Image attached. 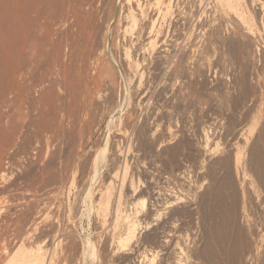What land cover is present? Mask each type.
I'll list each match as a JSON object with an SVG mask.
<instances>
[{"label": "rangeland", "instance_id": "obj_1", "mask_svg": "<svg viewBox=\"0 0 264 264\" xmlns=\"http://www.w3.org/2000/svg\"><path fill=\"white\" fill-rule=\"evenodd\" d=\"M160 1L165 3L167 11L159 16L158 22L155 21L157 28L154 24L156 31L151 43L141 31L148 27V17L141 18L136 27L130 28L131 41L128 38L124 43L119 42L121 46L113 39V48L111 45L104 50V37L98 36L103 31H96L90 57L94 60L100 54L101 60L96 57V61H102L103 64L98 63L105 77L95 72L99 66L95 68V61L85 57L84 43H81L83 46L80 44V49H75L79 51L78 55L71 50L75 59L70 62L67 79L50 74L52 79L48 75V82L39 81L41 72L49 69L47 75L52 70L51 59V68L44 60V69L37 70L35 76L39 73L40 77L34 79L42 84L43 89L39 87L40 93L34 95L37 101L29 118L23 119L20 111L17 114L12 109L14 103L4 102L10 108L0 105V110L16 113H6V116L0 111L5 120L11 122L7 121L6 127L10 129L14 120L13 124L17 122L20 128L12 148L6 151V158L10 159L4 156L7 161L3 162L7 164L11 160L9 165H12L7 168L9 180L4 182V189H0V211L3 208L0 212V222L3 223L0 224H6L4 220L8 214L13 219L16 216L22 223L21 226L18 224L19 230L15 227L8 231L9 234H1H7L0 237L1 264H140L138 255L145 248L156 254V262L160 264L165 258L162 251L166 248L155 239L154 233L168 221L172 212L177 213H172L175 217L171 215L176 221L177 232L188 239L189 255H200L206 259L204 264H210L211 256L219 259V264H244L245 254L253 248L264 255V0ZM94 47L100 48L95 49L96 56L93 55ZM41 93L49 95L44 98ZM81 97H85L83 100L87 106L81 105L84 103ZM81 107L85 111L82 115ZM71 111L76 116L70 117ZM113 115L115 121L110 124L108 119ZM44 125L49 129L48 126L43 129ZM239 125L246 127L247 137L238 134ZM204 131L212 139L208 149L202 147ZM252 146L251 153L249 148ZM104 147L107 152L101 160ZM205 150H209L208 153ZM237 150H241L244 169L248 167L245 162L251 160L250 169L259 179L257 191L260 193L251 196L246 193V198L242 194L235 195L228 183L226 187L223 183L222 192L221 188L220 191L216 189L227 181L228 170L225 172L224 168L230 164L234 167L236 155L239 156ZM228 156L232 159L229 164ZM180 170L190 175L193 184L196 182L193 187H196L189 188L193 190L189 194L188 189L185 191L188 194L186 199L174 201L175 204L172 202V206L166 209L163 200L155 196L156 192L171 187L170 183L175 185L174 189L177 187V191L184 192L185 186L178 180L182 174ZM168 177L170 181L173 178V183L168 184ZM108 183L113 191L116 189L111 201L117 196L121 205L127 208L133 201L140 203L137 209L144 228L140 229L138 239L130 248L115 254L108 240L110 227L107 226L106 230L107 227L101 226L95 212L90 210L92 204L99 202V188ZM26 185H32V188L22 193L24 187L27 189ZM7 189L13 190L9 191L10 194L13 192L12 196L15 194L14 198L8 194L9 199L14 200L11 199L12 203L6 199ZM16 190L19 195L14 193ZM192 205L195 207H190ZM211 213H217L218 217L214 214L216 220L211 218ZM108 217L107 224L110 225L112 217ZM145 239H151V244H145ZM11 259L14 262L9 263Z\"/></svg>", "mask_w": 264, "mask_h": 264}, {"label": "bare ground", "instance_id": "obj_2", "mask_svg": "<svg viewBox=\"0 0 264 264\" xmlns=\"http://www.w3.org/2000/svg\"><path fill=\"white\" fill-rule=\"evenodd\" d=\"M235 3V2H234ZM238 7V6H237ZM167 8L165 7V3L161 2L160 0H0V105L2 104L3 106L5 105L4 102L6 103H11L12 105V109L17 113V112H21V114H23V119L29 118L30 111L32 110L31 108H34V102L36 104V98L34 99V95L40 91L41 89H43V86L41 87L39 81L41 83H45L47 81V76L50 77L52 75L50 74H56L57 77H63L65 79H67L68 77V71L69 68L71 67L70 62H74L73 60L75 59L73 56V52H71L72 49H80V44L84 43V50H83V54L85 55V57H90L92 54L91 52V48L93 46V38L96 35V31H98V29H102L103 32H100V34H98V36L103 35L104 37V41L103 39H101L104 44V50L107 49L106 47H110L114 42L113 39L115 41H117L118 43H124L129 37V32H130V28L132 27H136L139 20L143 17H145V19L148 17L149 18V25L148 27H146L145 29H142L141 31L143 32V36L146 37V39H148V41L152 40L153 35L155 36V28H154V24L155 21L159 18V16L166 10ZM167 11V10H166ZM165 14V13H164ZM164 16V15H163ZM164 18V17H163ZM148 21V20H147ZM158 22V21H156ZM148 23V22H147ZM156 26V24H155ZM157 28V26H156ZM141 32V33H142ZM99 33V32H98ZM104 33V34H103ZM132 33V32H131ZM133 35V34H132ZM142 36V35H141ZM97 37V36H96ZM100 37V38H101ZM102 37V38H103ZM137 37V36H136ZM99 38V39H100ZM135 38V37H134ZM137 39V38H135ZM134 39V40H135ZM97 41V38L95 39ZM160 40V38H159ZM129 41V40H128ZM131 41V39H130ZM100 42V41H99ZM147 42V41H146ZM101 43V42H100ZM117 43V44H118ZM151 43V41H150ZM81 44V45H82ZM102 44V46H103ZM195 44V43H194ZM82 45V46H83ZM120 45V43H119ZM122 45V44H121ZM120 45V46H121ZM129 45V44H128ZM189 45V44H188ZM191 45V44H190ZM198 45V44H197ZM81 46V48H82ZM101 46V45H100ZM126 46V44H125ZM76 47V48H75ZM78 47V48H77ZM96 47V45H95ZM94 47V51H93V55L96 54V50L98 51V49H96ZM195 47V46H194ZM197 47V46H196ZM113 48V45H112ZM120 48V47H119ZM96 49V50H95ZM103 49V48H102ZM109 49V48H108ZM111 49V48H110ZM130 49V48H129ZM137 49V48H136ZM191 49V48H190ZM72 50V51H74ZM104 50L102 51L103 53ZM120 50V49H119ZM122 50V49H121ZM125 50V49H124ZM146 50V49H145ZM77 50H75V53H77L76 55H78L79 51L76 52ZM123 51V50H122ZM143 52V51H142ZM101 53V52H100ZM191 53V52H190ZM196 53V52H195ZM200 53V52H199ZM125 54V53H124ZM123 54V55H124ZM165 54V53H164ZM81 55V54H80ZM98 55V54H97ZM100 55V54H99ZM98 55V57H99ZM198 55V54H197ZM53 58H52V57ZM96 56V55H94ZM122 56V55H121ZM160 56V55H159ZM77 57V56H76ZM80 57V56H79ZM97 57V56H96ZM93 60L90 59L91 61H95L94 63V67L97 68L96 65L99 66V60L96 61L97 59L101 57H97V59ZM200 57V56H199ZM202 57V56H201ZM73 58V60H72ZM104 58V57H103ZM49 59H51L50 61H52V70L50 72L47 73L46 75V71H49V69L47 67L48 70H44L45 73L43 74V72H41L42 76L46 75L45 78H42V76L40 77V74L38 73L37 75L39 76H35L37 73V70L39 72V68H43L45 65H47L50 61ZM53 59V60H52ZM198 59V58H197ZM45 60V62H44ZM45 65H43L44 63ZM47 62V64H46ZM83 62V61H82ZM87 62V60H86ZM99 62V63H98ZM116 62V61H115ZM133 62V61H132ZM194 62V61H193ZM42 63V64H41ZM68 63L70 64L68 67ZM93 63V62H92ZM41 64V66H40ZM50 64V63H49ZM51 64H50V68H51ZM103 64L102 61L100 63V65ZM116 64V63H115ZM93 65V64H92ZM43 66V67H42ZM104 66V65H102ZM101 66V67H102ZM110 67V66H109ZM137 67V66H136ZM93 68V67H92ZM123 68V67H122ZM126 68V67H125ZM44 69V68H43ZM97 70V69H96ZM113 70V69H112ZM111 70V71H112ZM126 70V69H125ZM130 70V69H129ZM42 71V70H41ZM84 71V70H83ZM94 71V70H92ZM96 73L98 72L99 75H101L103 72L105 74V72L100 69V66L98 67V71H95ZM125 72V71H124ZM94 73V72H93ZM72 74V73H71ZM78 74V73H77ZM104 74H102L101 76L105 77ZM93 75V74H92ZM97 75V74H96ZM98 75V76H99ZM124 75V74H123ZM55 76V75H54ZM70 76V74H69ZM78 76V75H77ZM76 76V78H77ZM100 76V77H101ZM126 78V75H124ZM133 76V75H132ZM131 76V77H132ZM34 77H37V79L40 77L41 80H37V84L36 80L34 79ZM97 79V76H95ZM101 77V78H103ZM70 78V77H69ZM73 78V77H72ZM100 78V79H101ZM33 79L35 81H33ZM44 79V80H43ZM46 79V80H45ZM52 79V78H51ZM50 79V80H51ZM56 79V78H55ZM62 79V78H61ZM64 79V82H65ZM94 79V78H93ZM57 80V79H56ZM77 80V79H76ZM86 80V79H85ZM103 80V79H102ZM124 80V79H123ZM128 80V77H127ZM130 80V79H129ZM33 81V82H32ZM45 81V82H44ZM82 81V80H81ZM91 81V80H90ZM95 81V80H94ZM101 81V80H100ZM99 81V83H100ZM126 81V80H125ZM36 85H35V83ZM48 82V81H47ZM51 82V81H50ZM49 82V84H50ZM58 82V81H57ZM78 82V81H77ZM84 82V80H83ZM97 82V80L95 81ZM102 82V81H101ZM131 82V81H129ZM128 82V83H129ZM34 83V84H33ZM92 83V82H91ZM48 84V85H49ZM54 84V82H53ZM63 84V83H62ZM103 84V83H102ZM122 84V83H121ZM127 84V83H126ZM125 84V85H126ZM45 85V84H44ZM77 85V84H76ZM98 85V84H97ZM110 85V84H109ZM130 85V83H129ZM128 85V86H129ZM56 85H54L55 87ZM100 86V84H99ZM98 86V87H99ZM108 86V85H107ZM127 86V85H126ZM39 87L41 89H39ZM52 87V86H51ZM97 87V88H98ZM38 88V90H37ZM64 88V85H63ZM67 88V87H65ZM78 88V87H76ZM130 88V87H129ZM47 89V88H46ZM75 89V88H74ZM95 90V88H93ZM100 89V88H99ZM58 90V89H57ZM89 90V89H88ZM87 90V91H88ZM50 91V90H49ZM55 91V90H53ZM63 91V90H62ZM90 91V90H89ZM88 91V92H89ZM51 92V91H50ZM56 92V91H55ZM54 92V93H55ZM76 92V91H75ZM74 92V93H75ZM86 93V91H84ZM129 92V91H128ZM40 93V92H38ZM37 93V94H38ZM43 93V92H42ZM40 94L41 96L43 94ZM46 93V92H45ZM90 93V92H89ZM88 95H91L89 94ZM56 94V93H55ZM70 94V93H69ZM77 94V93H76ZM46 95V94H45ZM49 95V94H48ZM44 96V98H47V96ZM58 95V94H57ZM56 95V96H57ZM61 95V94H60ZM87 95V94H86ZM87 95V96H88ZM98 95V94H97ZM40 96V97H41ZM42 96V97H43ZM54 96V95H53ZM74 96V95H73ZM81 96V95H80ZM83 96V95H82ZM86 96V97H87ZM101 96V95H100ZM55 97V96H54ZM39 98V97H38ZM42 98V99H44ZM65 98V97H64ZM82 98V102H84L85 97H81ZM89 98V96H88ZM52 99V98H51ZM57 99V97H56ZM74 99V98H73ZM77 99V98H76ZM84 99V100H83ZM36 100V101H35ZM41 100V99H40ZM42 101V100H41ZM89 101V99L87 100ZM40 102V101H39ZM38 102V104H39ZM49 102V101H48ZM51 102V101H50ZM49 102V103H50ZM61 102V101H60ZM4 103V104H3ZM8 103V104H9ZM58 103V102H57ZM78 103V102H77ZM81 103V102H80ZM85 103V104H84ZM81 103V105L83 104L86 105V102ZM90 103V101H89ZM254 103V102H253ZM6 104L5 107L10 105ZM43 104H46L45 102H43ZM94 104V103H93ZM42 105V104H41ZM40 105V106H41ZM58 105V104H57ZM63 105V104H62ZM72 104H70L71 106ZM89 105V104H88ZM52 106V105H51ZM87 106V105H86ZM85 106V108H86ZM92 106V105H91ZM2 107V106H1ZM0 107V108H1ZM6 107V108H7ZM62 107V106H61ZM64 107V106H63ZM112 107V106H111ZM60 108V107H59ZM78 108V107H77ZM91 108V107H90ZM89 108V109H90ZM94 108V107H93ZM4 109V108H3ZM11 109V111H13ZM64 109V108H63ZM81 109L83 110V108L81 107ZM80 109V110H81ZM123 109V106H122ZM121 109V111H122ZM2 110V109H1ZM0 110V111H1ZM9 110V109H8ZM7 110V111H8ZM54 110V109H53ZM66 110H68V108H66ZM65 110V111H66ZM71 110V108H70ZM76 110V109H75ZM75 110H73L75 112ZM79 110V111H80ZM3 111V110H2ZM13 111V112H14ZM34 111V110H33ZM37 111V110H36ZM41 111V110H40ZM110 111V110H109ZM115 111V110H114ZM113 111V112H114ZM5 112V111H3ZM12 113V112H5L8 114H16V113ZM63 112V110H62ZM72 112V111H71ZM83 112H85L84 110L82 111L81 115L83 114ZM36 113V112H35ZM46 113V112H45ZM45 113L43 115H45ZM64 113V112H63ZM73 113V112H72ZM117 112H115L116 114ZM120 113V112H119ZM3 114V115H2ZM0 112V189L4 186L3 184H5L10 178L8 176V170L7 168H9L8 166L10 162L8 161L7 164L5 162H3L5 159L9 160L8 158H6L7 155V149L9 147L12 146L13 142H14V138L16 136V134L19 132L18 130L20 129L19 126L17 125V122L15 124H13L12 122V126H10L11 128L8 130L6 129V125L5 124L8 120H5V116L4 113ZM8 114V115H9ZM18 114V113H17ZM30 114V115H29ZM72 116L70 117H74L76 116L74 113L71 114ZM7 116V115H6ZM14 115H12L11 117H13ZM88 116V115H87ZM10 117V116H9ZM15 117V116H14ZM19 117V116H18ZM17 117V119H18ZM32 117V116H31ZM46 116H44L45 119ZM53 117V116H52ZM68 117V116H67ZM110 117V116H109ZM22 119V120H23ZM51 119V117H50ZM56 119V117H55ZM86 119V116H85ZM84 119V120H85ZM16 120V119H15ZM19 120V119H18ZM67 120V119H66ZM71 120V119H70ZM75 120V119H74ZM83 120V122H84ZM106 120V119H105ZM118 120V117H117ZM123 120V119H122ZM254 120V119H253ZM86 121V120H85ZM109 123L111 124L112 122L115 121V116L113 115L112 117H110V120L108 119ZM10 122V121H9ZM19 122V121H18ZM39 122V121H38ZM43 122V121H41ZM54 122V121H53ZM100 122V121H99ZM11 123V122H10ZM24 123V121H23ZM86 123V122H84ZM98 123V122H97ZM102 123V122H101ZM122 123V122H120ZM19 124V123H18ZM42 124V123H41ZM83 124V123H82ZM126 124V123H125ZM11 125V124H9ZM49 125V124H48ZM47 125V126H48ZM122 126V124H120ZM243 125V124H242ZM23 126V125H22ZM45 126V125H44ZM43 126V127H44ZM47 126H45L43 129H45ZM53 126V125H52ZM86 126V125H85ZM84 126V127H85ZM95 126V125H94ZM114 126V125H113ZM119 126V125H118ZM240 126V125H239ZM28 127V126H27ZM35 127V126H34ZM55 127V126H54ZM249 127V126H248ZM51 128V126H50ZM60 128V127H58ZM97 128V127H96ZM246 127L240 126V129L238 131V134L242 137H247V133L248 130L245 129ZM49 129V126H48ZM47 129V130H48ZM54 130V128H52ZM51 129V130H52ZM57 129V127H56ZM107 129V128H106ZM248 129V128H247ZM39 130V129H38ZM81 130V129H80ZM86 130V129H85ZM123 130V129H122ZM22 131V130H21ZM57 131V130H56ZM87 131V130H86ZM85 131V133H86ZM250 131V130H249ZM29 132V131H28ZM64 132V131H63ZM88 132V131H87ZM122 132V131H121ZM72 133V132H71ZM84 133V134H85ZM120 133V132H119ZM87 134V133H86ZM89 134V133H88ZM118 134V133H117ZM123 134V133H122ZM120 135V134H119ZM238 135V136H239ZM104 136V135H103ZM250 136V135H249ZM203 137H204V145H202V147L204 149H206L208 146H210L209 144H211V135L209 133H207V131L203 132ZM237 137V136H236ZM52 138V137H51ZM16 139V138H15ZM25 139V137H24ZM27 139V138H26ZM238 139V138H237ZM108 140V139H107ZM248 140V139H247ZM245 141V139H244ZM86 142V141H85ZM29 143V142H27ZM21 144V143H20ZM106 144H108L106 142ZM22 146V145H21ZM232 146V145H231ZM28 147V146H27ZM107 147V145L105 146ZM104 147V149H105ZM114 147V146H113ZM234 147V146H232ZM230 147V148H232ZM12 148V147H11ZM209 148V147H208ZM207 148V149H208ZM253 146L250 149V152L252 150ZM14 149V148H13ZM16 149V148H15ZM27 149V148H26ZM44 149V148H43ZM113 149V148H112ZM238 149V148H237ZM107 148L105 149V152L103 154V157L101 160H103L105 158V154ZM212 150V149H211ZM210 150V151H211ZM239 150V149H238ZM237 150V154L239 152V156L236 155V159L234 161V167L228 165L225 172L226 174H228L227 181H223L221 186L216 187V189L218 191H220L219 189L224 185L225 187L230 184L232 191L234 192V194H242L245 197V194H249L247 196H251L252 194H256L258 193L260 190L257 191V187H258V181L259 179L255 176V174L253 173V171H251L252 169V165H251V160L247 162H245V164L248 166L247 169H244L245 166L243 165L244 163L241 161L240 156V151ZM22 151V150H21ZM203 151V150H202ZM208 151L209 150H205ZM214 151V150H213ZM212 152V151H211ZM232 152V151H231ZM16 153V151H15ZM203 153V152H202ZM207 153L205 152V157L207 155ZM213 153V152H212ZM248 153V152H247ZM252 153V152H251ZM250 153V154H251ZM203 154V155H204ZM254 154V153H253ZM252 154V156H253ZM7 155V156H6ZM211 155V154H210ZM209 155V156H210ZM231 155V154H230ZM5 156V159H4ZM24 156V155H23ZM32 156V155H31ZM249 157L251 155H248ZM251 156V157H252ZM19 157V156H18ZM229 157V156H228ZM250 157V158H251ZM101 158V157H100ZM231 157H229V161ZM233 158V157H232ZM262 158V157H261ZM5 160V161H7ZM21 160V159H20ZM222 160V159H221ZM243 160V159H242ZM225 161V160H224ZM254 161V160H253ZM251 162V163H250ZM258 162V161H257ZM231 163L233 164V162L231 161ZM5 164V165H4ZM94 164V163H93ZM225 164V162L223 163ZM22 165V164H21ZM28 165V163H27ZM221 165V164H220ZM219 165V166H220ZM250 165H251V169H250ZM256 165V164H255ZM31 166V165H30ZM222 166V165H221ZM34 167V165H33ZM38 167V166H37ZM224 167V166H223ZM256 167V166H255ZM15 167H13L14 169ZM22 168V166H21ZM32 167H30L31 169ZM35 168V167H34ZM42 168V167H41ZM222 168V167H221ZM28 169V168H27ZM38 169V168H37ZM46 169V168H45ZM202 169L203 166H202ZM220 169V168H219ZM223 169V168H222ZM220 169V170H222ZM250 169V170H249ZM264 169V168H262ZM35 170V169H34ZM218 170V169H217ZM43 171V170H42ZM181 171V170H180ZM234 171V172H233ZM182 172V171H181ZM27 173V171H26ZM236 173V174H234ZM37 174V173H36ZM10 175V174H9ZM25 175V173H24ZM172 175V174H171ZM170 175V176H171ZM217 174H215L216 176ZM236 176V180L234 179V177ZM13 176V175H12ZM26 176V175H25ZM24 176V177H25ZM97 176V175H96ZM180 176V179L178 177L179 182L182 181L183 186H185V189L183 190L184 192H180L179 190L177 191L175 187L170 183L171 187H167L164 188L165 190H158L156 192L157 199H161L163 200V204L164 207H166V209H169L171 206L170 204H172V202L174 203V201H180L183 198L186 197V195H188L190 191L193 190H189V188H195L193 187L195 185V183L193 184V181L190 177V175L184 171L182 172ZM226 176V175H225ZM173 178H175L174 176H172ZM173 178L171 179L172 181L169 180V177L167 178L169 182L173 183ZM19 179V177H18ZM29 179V178H28ZM38 179V178H37ZM41 179V178H40ZM216 179V178H215ZM7 180V181H6ZM23 180V179H21ZM57 180V179H56ZM177 180V181H178ZM217 180V179H216ZM6 181V182H5ZM27 181V180H26ZM29 181V180H28ZM32 181V180H31ZM36 181V180H35ZM40 181V180H39ZM5 182V183H4ZM45 182V181H44ZM98 182V181H97ZM217 182V181H216ZM22 183V182H21ZM215 183V182H214ZM220 183V182H219ZM219 183L215 184L216 186L219 185ZM224 183V185H223ZM228 183V184H227ZM15 184V183H14ZM95 184V183H94ZM97 184V183H96ZM6 185V184H5ZM19 185V184H17ZM35 185H37L35 183ZM180 185V184H179ZM214 185V184H213ZM16 186V185H15ZM15 186H14V191H15ZM27 186V185H26ZM96 186V185H95ZM102 187V185H99ZM98 185L96 187H99ZM186 186L188 188H186ZM22 187V186H21ZM24 187V186H23ZM31 186H27L24 187L25 189H22V193L23 190L26 192L30 189ZM43 187V186H42ZM17 188V186H16ZM162 188V187H161ZM180 188H183L182 186ZM198 188V187H197ZM4 189V187H3ZM19 189V186L18 188ZM115 189V187H114ZM157 189V188H156ZM187 189L189 191H187ZM224 189V188H223ZM6 190V187H5ZM8 194L10 189H7ZM20 190V189H19ZM33 190H35V187L33 188ZM116 190V189H115ZM114 190V191H115ZM182 190V189H181ZM225 190H227L225 188ZM11 191H13L11 189ZM10 191V192H11ZM39 191V190H38ZM113 189L111 188V183L107 186H105L104 188H99V191L96 193L99 197V202L96 204H92L91 209L92 211L95 212L96 215V220L99 221V223H101L103 227H110V234L109 235V241L111 244L112 249H114V254L116 252H119L121 250H125L130 248L129 246H132L131 244H134L135 241L138 239V235H140V229L142 228V223H141V219H140V212L138 211V204L140 205L139 202L137 201H133L131 202L130 206H124L121 205L122 203H120L119 197L116 196V198L111 201V196L112 193H114ZM187 191V193L185 192ZM198 191V190H197ZM217 191V192H218ZM3 192V190L1 191V193ZM19 191L16 190V192L18 194ZM221 192H222V188H221ZM13 193V192H12ZM11 193V194H12ZM186 193V194H185ZM231 193V192H230ZM260 193V192H259ZM5 194V192H4ZM10 194L11 197H13L15 194H13V196ZM1 195V194H0ZM19 195V194H18ZM38 195V194H37ZM220 195V193L218 194ZM259 195V194H257ZM21 196V195H20ZM19 196V198H21ZM24 196V194H23ZM26 196V195H25ZM24 196V197H25ZM31 196V193H30ZM90 196V195H89ZM191 196V194H190ZM255 196V195H254ZM10 197V198H11ZM17 197V195H16ZM15 197V198H16ZM28 197V196H26ZM217 197V196H216ZM221 197V196H220ZM219 197V198H220ZM236 197V196H235ZM243 197V199H244ZM5 198V197H4ZM14 198V197H13ZM13 198H11L13 200ZM18 198V197H17ZM36 198V196H35ZM41 198V197H40ZM92 198V197H91ZM134 198V197H133ZM246 198V197H245ZM249 198V197H247ZM6 199H9V195L8 197H6ZM9 199V200H11ZM24 199V198H23ZM26 199V198H25ZM24 199V200H25ZM30 199V198H29ZM33 199V198H32ZM186 199V198H185ZM184 199V200H185ZM5 200V199H4ZM8 200V201H9ZM11 200V203H12ZM28 200V199H27ZM206 200V199H205ZM236 200V198H235ZM246 200V199H244ZM14 201V200H13ZM26 201V200H25ZM165 201V203H164ZM213 201V200H212ZM216 201V200H214ZM239 201V200H237ZM10 202V201H9ZM97 202V201H96ZM1 203V202H0ZM20 203V202H19ZM91 203V202H90ZM232 203V202H231ZM244 203V202H243ZM253 203V202H252ZM14 204V202H13ZM27 204V203H26ZM175 204V203H174ZM192 204V203H191ZM28 205V204H27ZM128 205V204H127ZM169 205V206H168ZM189 205V204H188ZM195 205V204H194ZM21 207V206H20ZM169 207V208H167ZM190 207H195V206H190ZM219 207V206H218ZM13 208V207H12ZM15 208V206H14ZM25 208V206H24ZM33 208V207H32ZM165 209V210H166ZM195 209V208H193ZM215 209V208H214ZM3 210V208L1 209V211ZM9 210V209H7ZM23 210V209H21ZM196 210V209H195ZM231 210V209H230ZM242 210V209H241ZM0 211V212H1ZM6 211V210H5ZM10 211V210H9ZM86 211V210H85ZM197 211V210H196ZM3 212V211H2ZM195 212V211H194ZM221 212V211H220ZM243 212V211H242ZM5 213V212H4ZM20 213V212H19ZM158 213V212H157ZM161 213V212H160ZM174 213V215H177V213ZM171 213V215H172ZM7 214V213H6ZM17 214V213H16ZM215 214V213H214ZM214 214L211 213V218H214ZM237 214V213H236ZM243 214V213H242ZM28 215V214H27ZM89 215V214H88ZM153 214H151L152 216ZM168 217V221L166 220L162 227L160 229H158V231H156L155 235V239H157L158 241H160L161 243H163L165 245L166 251H162L165 252L163 254L164 255V260L160 263V264H204L203 261H205L206 259H204L203 257H201L200 255H193L190 253L189 255V251H188V247H186V244H188V239L181 235L179 232H177L176 227V221L174 220L173 217L175 216H171ZM217 217V213L215 214ZM241 215V214H240ZM19 216V214H18ZM110 216L112 218H110V221L112 219V223L109 225L107 224L108 220L107 217ZM149 216V215H148ZM156 216H159L157 218L160 219V214H157ZM229 216V215H228ZM243 216V215H242ZM7 217V218H6ZM3 220L5 221L6 224L1 225V232H0V237H3L7 234H4L1 236L2 233H8V231H12V228L15 229V227H18V224H22L20 223V220L17 219V217L15 216V218L17 219H13L11 218L12 216L9 214L6 216ZM142 217V216H141ZM153 217V216H152ZM230 217V216H229ZM109 218V217H108ZM156 218V217H155ZM216 218V217H215ZM214 218V219H215ZM20 219V218H19ZM25 219V218H24ZM152 219V218H151ZM154 219V218H153ZM163 219V218H162ZM213 219V220H214ZM228 219V217H227ZM241 219V218H240ZM243 219V218H242ZM158 220V219H157ZM216 220V219H215ZM218 220V219H217ZM220 220V219H219ZM154 221V220H153ZM164 221V220H163ZM2 222V221H1ZM0 222V223H1ZM146 222V221H145ZM3 223V222H2ZM158 223V222H157ZM249 223V222H248ZM146 224V223H145ZM223 224V223H222ZM223 225H226L225 223ZM230 225V224H229ZM3 226V227H2ZM21 226V225H20ZM149 226V225H147ZM146 226V227H147ZM227 226V225H226ZM108 227L106 228V230L108 229ZM214 227V226H213ZM212 227V228H213ZM217 228V225L215 226ZM220 227V226H218ZM223 227V226H222ZM225 227V226H224ZM226 228V227H225ZM237 228V227H236ZM20 227H18L17 230H19ZM144 229V228H142ZM223 229V228H222ZM221 229V230H222ZM227 229V228H226ZM231 229V228H229ZM228 229V232H229ZM23 230V229H22ZM21 230V231H22ZM219 230V229H218ZM220 230V231H221ZM217 231V230H216ZM227 231V230H226ZM225 231V232H226ZM155 232V231H154ZM215 232V231H214ZM218 232V231H217ZM12 233V232H11ZM223 233V231H222ZM221 234V233H219ZM153 235V234H152ZM214 235V234H213ZM225 234L223 233V236ZM228 235V233H227ZM16 236V234H15ZM21 236V234H20ZM215 236V235H214ZM218 236V234H217ZM222 236V235H221ZM4 237V238H5ZM140 237V236H139ZM153 237V236H151ZM149 238V237H148ZM219 240L220 237L218 236ZM223 238V237H221ZM227 238V237H226ZM224 239V238H223ZM229 239V238H228ZM244 239V238H243ZM147 240V239H145ZM216 240V237H215ZM3 241V240H2ZM105 241V240H104ZM151 239H148L147 241H143L145 242H149L150 243ZM153 241V238H152ZM229 240H227L228 242ZM1 242V241H0ZM155 242V241H154ZM188 242V243H187ZM193 242V241H192ZM91 243V242H90ZM153 243V242H152ZM191 243V241H190ZM232 243V242H231ZM238 243V242H237ZM1 244V243H0ZM146 244V243H145ZM151 244V243H150ZM218 242H215V247L217 246ZM221 244V243H220ZM1 246V245H0ZM94 246V245H93ZM136 246V244H135ZM229 246V245H228ZM110 247V245H109ZM110 247V248H111ZM212 249H213V245H211ZM235 247V246H234ZM245 247V246H244ZM253 247V246H252ZM228 248V247H227ZM230 248V247H229ZM1 249V248H0ZM144 249V248H143ZM147 250V248H145ZM211 249V250H212ZM215 249V248H214ZM223 249V248H222ZM42 250V249H41ZM132 250H134L132 248ZM138 250V249H137ZM146 250L144 251H140L139 255H138V259L140 260V264H158L156 262V254H151L150 250L149 252H147ZM233 250V249H232ZM112 251V250H111ZM126 251V250H125ZM214 251V250H212ZM222 251V250H221ZM9 252V251H8ZM7 252V253H8ZM132 252V251H131ZM136 252V250H135ZM139 252V251H138ZM215 252V251H214ZM224 252V251H223ZM260 251H258L256 248H253L251 250H249L248 253L245 254L244 256V264H264V255L261 256L262 254L259 253ZM217 253V252H216ZM215 253V254H216ZM88 254V253H87ZM113 254V251H112ZM137 254V253H136ZM160 254V253H159ZM162 254V255H163ZM219 254V253H218ZM217 254V255H218ZM261 254V255H260ZM117 255V254H116ZM224 255V254H223ZM231 255V254H230ZM236 255V254H235ZM89 256V255H88ZM88 256L86 257L88 260ZM214 256V254H213ZM225 256V255H224ZM227 256V255H226ZM225 256L226 259H228ZM241 256V255H240ZM114 257V255H113ZM137 257V256H136ZM162 257V256H161ZM219 257V256H218ZM221 257V256H220ZM243 257V256H242ZM83 258V257H82ZM91 258V257H90ZM213 258V259H212ZM222 258V257H221ZM135 259V258H134ZM211 261H209L210 264H219L221 261L219 259H217L215 256L212 257L211 256ZM84 260H85V256H84ZM158 260V259H157ZM14 262L12 259L9 261V263ZM129 261V260H128ZM122 262V261H121ZM127 262V261H126ZM200 262V263H199ZM229 262V261H228ZM37 263V262H36ZM86 263V262H85ZM118 263V262H117ZM124 262H122L123 264ZM207 263V262H205ZM1 264V263H0ZM14 264V263H13ZM16 264V263H15ZM138 264V263H137Z\"/></svg>", "mask_w": 264, "mask_h": 264}]
</instances>
